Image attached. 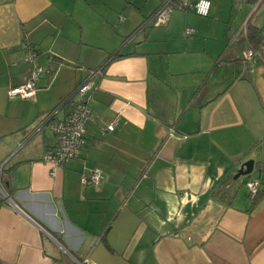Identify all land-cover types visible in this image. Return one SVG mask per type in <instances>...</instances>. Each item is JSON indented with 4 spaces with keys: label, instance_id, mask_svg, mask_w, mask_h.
Wrapping results in <instances>:
<instances>
[{
    "label": "crops",
    "instance_id": "obj_1",
    "mask_svg": "<svg viewBox=\"0 0 264 264\" xmlns=\"http://www.w3.org/2000/svg\"><path fill=\"white\" fill-rule=\"evenodd\" d=\"M161 2L0 0L1 263L264 264V197L245 186L264 192V63L241 62L231 20L252 0H210L207 16L174 9L133 33ZM105 61L79 157L54 168L47 120L67 116ZM35 66L52 73L34 100L8 96ZM94 168L98 187L81 181ZM222 181L233 195L211 194Z\"/></svg>",
    "mask_w": 264,
    "mask_h": 264
},
{
    "label": "built area",
    "instance_id": "obj_2",
    "mask_svg": "<svg viewBox=\"0 0 264 264\" xmlns=\"http://www.w3.org/2000/svg\"><path fill=\"white\" fill-rule=\"evenodd\" d=\"M252 8L249 15L256 13L260 8H264V0H252ZM211 2L210 0H187L182 3L179 0H162L160 7L154 13L153 17L149 20V23L153 26L164 25L168 22L169 16L174 9H184L193 11L199 16H207L209 13ZM247 26L248 22L245 19L240 26L237 33L232 37V40L238 37H242L244 47L240 51V60L242 63H253L257 59L264 63V41L261 42L258 48L252 47L247 40ZM194 28L186 26L184 34L186 36L192 35ZM237 36V37H236ZM35 56L34 51H30L25 58L26 61H32ZM46 72L52 73V69L49 67L35 66L29 79L17 86L10 87L7 90V95L10 97L19 96L25 99L35 98L36 82L39 79L40 73ZM103 74L101 67L91 69L88 71L86 78L76 87L71 101L70 111L63 119L53 120L49 118L47 120L48 127L51 129L55 137V144L52 148L48 149L43 156L44 161H48L55 168L68 163L70 160L77 159L85 144V127L89 121L91 108L88 104L87 92L93 86L94 78L100 77ZM118 125V117H114L107 123L105 129L107 131L113 130ZM173 127L169 128V135H173ZM54 174V171H51ZM103 178V173L97 168L92 169L87 174L81 175L82 183H91L95 187H98ZM249 194L254 196L260 188V181L258 179H249L246 181ZM0 195L7 197L5 191L0 186ZM86 262V259L84 260ZM95 264V263H89Z\"/></svg>",
    "mask_w": 264,
    "mask_h": 264
},
{
    "label": "trees",
    "instance_id": "obj_3",
    "mask_svg": "<svg viewBox=\"0 0 264 264\" xmlns=\"http://www.w3.org/2000/svg\"><path fill=\"white\" fill-rule=\"evenodd\" d=\"M154 15V14H153ZM153 15H151L150 17L145 18L133 31V33L138 30L139 28H141L143 25L145 24H150L149 20L153 17ZM132 34V33H131ZM130 36V35H129ZM127 36V38L129 37ZM241 40L242 37H241ZM247 40L249 42V44L254 47V48H258L261 44L262 41H264V25L262 26H254V25H248L247 26ZM121 56V54H119V52H115L113 53L108 61L112 58H116ZM108 61H105L103 63V65H101L100 67L102 68V70H104L105 65L107 64ZM72 97H69L67 102H71ZM226 182L222 181L221 183L217 184L214 189L211 190V194L212 195H225V194H229L231 193V195H233L234 191H230V189H227L224 187V184ZM264 197V192H262V190H260V188L258 189V191L256 192V194L254 196H252L254 201H261V198ZM0 264H3L0 262Z\"/></svg>",
    "mask_w": 264,
    "mask_h": 264
},
{
    "label": "rangeland",
    "instance_id": "obj_4",
    "mask_svg": "<svg viewBox=\"0 0 264 264\" xmlns=\"http://www.w3.org/2000/svg\"><path fill=\"white\" fill-rule=\"evenodd\" d=\"M252 5H253L252 2H249V3L243 2L240 9H237V8L233 9V11L231 12V16H232L231 20L233 22V25L236 27L235 28L236 30L233 33H237V31L239 30L240 26L242 25L245 19L247 20L248 25H254V26L264 25V8H260L256 13L249 15V13L251 12ZM224 14L225 16L227 15L228 17V15L230 14L229 7L225 8L224 6ZM112 41H113V38H112ZM241 177L242 176H240V178Z\"/></svg>",
    "mask_w": 264,
    "mask_h": 264
},
{
    "label": "water",
    "instance_id": "obj_5",
    "mask_svg": "<svg viewBox=\"0 0 264 264\" xmlns=\"http://www.w3.org/2000/svg\"><path fill=\"white\" fill-rule=\"evenodd\" d=\"M194 2L196 0H193ZM253 168V161L252 160H248L246 162H244L240 168L237 170V172L234 175V178H238L240 176H244V175H248L251 173Z\"/></svg>",
    "mask_w": 264,
    "mask_h": 264
}]
</instances>
